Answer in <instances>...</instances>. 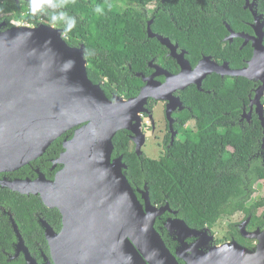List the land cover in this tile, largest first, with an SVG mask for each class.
<instances>
[{"label":"water","instance_id":"obj_1","mask_svg":"<svg viewBox=\"0 0 264 264\" xmlns=\"http://www.w3.org/2000/svg\"><path fill=\"white\" fill-rule=\"evenodd\" d=\"M245 8L254 16L253 34L235 32L225 22L229 30L225 40L240 37L242 46L251 42L252 57L242 68H232L228 61L221 64L211 55H204L193 66L187 50L179 51L178 42L153 32L151 19L148 37H156L166 46L181 70L172 74L151 61L155 72L149 76L137 73L144 85L130 98H109L101 84L90 79L85 46L69 45L61 28L41 23L2 30L5 23H0V172L31 163L57 138L77 127L63 142L64 151L57 160L63 168L54 179L39 174L36 179L3 181L12 190L39 195L45 205L63 213V230L56 233L49 225L46 230L61 264H179L177 258L187 264H264V232L249 234L261 237L254 250L237 242L202 250L201 246L213 241L210 228H191L178 217L171 219L168 227L182 247L172 253L155 222L167 210L177 211L169 203L153 205L147 189L138 190L142 203L126 175L123 154L113 157V139L120 130L131 132L137 155L143 154L146 138L141 113L147 111L149 98L181 104L174 91L191 84L202 90L204 79L214 72L260 82L255 94H250V110L244 108L241 120L251 121L255 106L264 133V14L258 12L255 1L246 0ZM159 75L166 80H156ZM168 118L172 127L170 108ZM174 135L175 131L172 138ZM186 237H198V241L188 245Z\"/></svg>","mask_w":264,"mask_h":264},{"label":"trees","instance_id":"obj_2","mask_svg":"<svg viewBox=\"0 0 264 264\" xmlns=\"http://www.w3.org/2000/svg\"><path fill=\"white\" fill-rule=\"evenodd\" d=\"M41 1L52 7L36 2L37 12L32 15L30 2L18 5L14 0H0V13L8 25L13 19L33 26L53 24L62 29L69 45H84L88 75L101 84L109 98L114 94L137 96L144 85L137 73L149 75L153 60L168 70L178 69L168 55L169 49L156 37H148L151 19L153 32L178 42L181 49L187 50L186 57L193 66L204 55H211L219 63L228 61L232 68H242L253 54L251 43L242 46V38L225 40L229 34L225 22L235 32L253 33L254 16L245 8L246 0ZM252 1L264 14V0ZM150 4L155 7L148 8ZM257 86L246 77H222L215 72L204 79L203 91L190 85L182 98L196 117L195 129L184 132L185 139L175 140L159 158L137 155L129 131H118L113 154H123L131 184L140 188L147 185L154 205L169 203L191 228H213L221 218L239 211L257 220V212L264 208V195L250 200L254 185L264 184V133L258 114H252L251 121L241 120ZM182 116L188 118L191 114L186 111ZM62 148V140L58 139L48 151L57 155ZM34 166L16 174L31 175ZM0 200L25 231L30 230V223L35 224L36 212L52 211L44 207L39 196L8 189H0ZM0 230L6 232L9 228L0 226ZM233 233L236 239L245 241L235 229Z\"/></svg>","mask_w":264,"mask_h":264},{"label":"flooded vegetation","instance_id":"obj_3","mask_svg":"<svg viewBox=\"0 0 264 264\" xmlns=\"http://www.w3.org/2000/svg\"><path fill=\"white\" fill-rule=\"evenodd\" d=\"M14 1L18 5L20 4L21 1H26L30 3L32 2V0H14ZM36 2L39 6L48 5L49 3V2H43L41 0H36ZM49 6L52 7L50 3H49ZM3 17H4L3 14L0 13V23L2 22L5 23L1 27L2 30H5L14 25H21V23H25L24 21L20 19L18 20L13 19L12 25H8L5 17L4 18ZM23 25H30V24L25 23ZM249 34H253V33H249ZM179 51H181L180 47H179ZM169 52H168V55H169ZM174 60L176 61V64H177L176 68H178L176 71L168 70L166 67L162 66L161 64L159 63L157 64L162 66L164 69H166L170 73L177 74L180 72L181 67L179 66L177 60L176 59ZM222 63L223 62H221V64ZM151 68H152V72L149 75L155 72V68L153 67ZM149 75H146V76H149ZM155 79L161 82H164L166 80L164 75L156 76ZM256 83L258 85L260 84L259 81L258 82L256 81ZM191 85H195V84H191ZM189 86H187L185 89H177L176 91H174V96L179 97L181 104H179V102H177L176 100L169 102L166 100H156L154 98H149L148 103L146 105L147 111H144L141 113V130L145 134L146 141L148 139L149 132L150 134H153V136H155L154 134H156L157 131L161 134H162V131H164L162 135V139L159 142L162 148V151L159 157H161L168 151L169 147L174 143L175 140L185 139L184 132H186L189 129H193L192 125L196 126V121H195L196 117L192 113V108L190 106H187L182 98L183 91H185ZM202 91H203V87H202ZM254 92L255 91H253L252 93L253 95L255 94ZM158 106H160L162 110V116L164 118V128L160 126L162 125L161 122H159V124L156 123L155 117H156V111H157ZM168 108H170V115L173 120L172 127H171V124L168 118ZM249 110H250V103L248 107V111ZM186 111H188V113L190 112L191 114V116L188 118H185L182 116L183 112H186ZM252 114H257L255 106H254ZM159 126L163 129L159 128ZM76 128L77 127L70 129L69 131L61 135L56 140L61 139L62 146H63L64 140L70 139L73 136ZM174 131H175V135H174V138H172V133ZM69 132H71V134ZM129 137L132 142V147L135 148V143L131 138L130 131H129ZM168 139L170 140V142H168ZM51 145L49 146V148L46 150V152L42 156L38 157L35 160H32L31 163L26 164L15 171H1L0 172V183H1L0 189L1 190L3 189L12 190L8 186L3 185L4 180L25 179V178L36 179L39 176V174L45 176L46 179H49V180L54 179L56 175L63 168V164L59 163L57 160L60 156V153L64 151V146L57 155H52L48 151ZM116 156L117 155L114 156L113 154V157H116ZM34 163H35V166L33 167L34 171L33 173H31V175L22 176V175L16 174L23 168L27 166H32ZM134 188L137 191L139 199L141 200L142 203H144V199H142V194L138 190H141V191L146 190V189L148 190L147 185H144V187H141V188L137 186ZM12 191L19 192L15 190H12ZM24 195H28V194H24ZM29 195H34V194H29ZM34 196H39V195H34ZM6 202L7 200L3 201V203H6ZM42 203L45 208H47L49 211L50 210L52 211L51 212H45V211L36 212L35 213V224L30 223L29 224L30 230L25 231V228H23V226L19 223L17 218H15L14 213L11 210L7 209L2 204V201L0 200V226L9 228V231H6V232H2L0 230V234H1L0 238L3 236V238L0 239V264H61L60 263L61 261L59 260L57 253L56 254L53 253L52 247L46 237V230H47V225H49V227H51L56 233H60L65 226L64 216H63V213L58 208L48 207L47 205L44 204L43 201ZM155 206L160 207L163 205H155ZM233 215L234 214L229 215V217ZM175 217H178L177 214L167 210L165 213L159 216L155 222L156 229L161 234L167 247L174 254L177 250H179V248L182 247L178 239L175 238V233L170 231L168 227L170 224V220ZM256 217H258V219L252 221L253 219L252 215L244 214V217H242L241 221L234 222V223H231V221H229L228 231L226 232V234H224L223 237L221 238L214 237L213 241H210L204 244L203 246L200 247V249L207 250L212 245H220L224 243H233V242H237L243 247L250 249V250L257 249V247H259L258 245H259L261 237L259 238L257 236H250L249 234L253 232H258L260 236V234L264 232V208L259 209ZM251 223L254 228H251ZM233 229H235L238 235L242 239L245 240L244 242L239 241L238 239L235 238ZM185 241L188 243V245H194L195 242L198 241V237H186ZM188 253L190 254L191 250H189ZM30 259H32L33 262H31ZM177 259H178L179 264H187L184 259H181V258H177ZM105 263L106 262L104 261L101 264H105ZM73 264H97V263L85 261L82 263L73 262Z\"/></svg>","mask_w":264,"mask_h":264},{"label":"rangeland","instance_id":"obj_4","mask_svg":"<svg viewBox=\"0 0 264 264\" xmlns=\"http://www.w3.org/2000/svg\"><path fill=\"white\" fill-rule=\"evenodd\" d=\"M155 4H150L148 6V8H154ZM25 23H21V25H23ZM156 123L159 124V122L162 123V125H160L161 127L164 128V118L162 116V110L161 107L158 106L157 107V111H156ZM143 123V122H142ZM159 126V128H161ZM161 128V129H163ZM192 128L195 129V125H192ZM162 134L159 133L158 131L156 132V134H154L155 136H153V134H150V132L148 133V139L147 141H145L144 146L142 147V153L146 154L148 157L151 158H158L162 148L160 145V141L162 139ZM263 183H256L255 186V191L254 193H252V197H251V201L253 200H257L258 198H260L261 196L264 195V187H263ZM242 217H244V214H242V212H236L234 213L233 216L229 217V216H225L223 218H221L215 225L213 228L209 229V234L213 237L216 238H221L224 236V234H226V232L228 231V222L231 221V223L234 222H238L242 220Z\"/></svg>","mask_w":264,"mask_h":264},{"label":"clouds","instance_id":"obj_5","mask_svg":"<svg viewBox=\"0 0 264 264\" xmlns=\"http://www.w3.org/2000/svg\"><path fill=\"white\" fill-rule=\"evenodd\" d=\"M29 11L32 15H35L37 12V7H36V0H32L31 4H30V8ZM53 19H55V17H53Z\"/></svg>","mask_w":264,"mask_h":264},{"label":"built area","instance_id":"obj_6","mask_svg":"<svg viewBox=\"0 0 264 264\" xmlns=\"http://www.w3.org/2000/svg\"><path fill=\"white\" fill-rule=\"evenodd\" d=\"M41 21H42V19H41Z\"/></svg>","mask_w":264,"mask_h":264}]
</instances>
